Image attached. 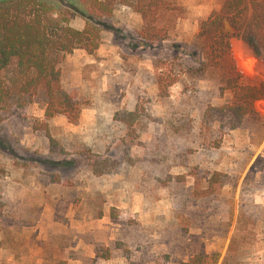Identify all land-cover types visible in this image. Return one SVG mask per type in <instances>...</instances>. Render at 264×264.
Instances as JSON below:
<instances>
[{"label": "rangeland", "instance_id": "1", "mask_svg": "<svg viewBox=\"0 0 264 264\" xmlns=\"http://www.w3.org/2000/svg\"><path fill=\"white\" fill-rule=\"evenodd\" d=\"M51 1L75 28L95 25L99 45L60 65L62 85L77 92L76 121L46 119L41 94L0 110V264H181L199 253L264 264V99L236 129L200 119L207 102L230 98L192 55L222 0H167L163 36H141L140 14L125 6L103 15ZM241 69L264 83V57ZM118 112H133L130 127ZM215 171L226 181L205 191L203 173Z\"/></svg>", "mask_w": 264, "mask_h": 264}, {"label": "trees", "instance_id": "2", "mask_svg": "<svg viewBox=\"0 0 264 264\" xmlns=\"http://www.w3.org/2000/svg\"><path fill=\"white\" fill-rule=\"evenodd\" d=\"M103 15L116 5L125 6L141 16V36H163L166 26L156 24L167 0H80ZM71 11L51 0H0V110L27 96L41 94L46 119L63 115L71 122L78 119L80 105L75 88L61 83L60 65L66 53L81 48L88 52L99 45L98 28L89 21L82 29L70 24ZM201 55L197 68L218 80L220 95L230 98L221 104L207 102L201 110L202 125L208 129L232 130L256 111L264 99V83H253L243 74L244 59L264 57V0H222L220 7L203 19L193 42L192 55ZM189 71L191 67L187 68ZM195 70V69H194ZM217 74V76H216ZM170 79V78H169ZM182 81V78L173 80ZM159 84V82L157 81ZM17 103V102H16ZM133 112H118L119 121L128 127ZM52 148L57 141L49 134ZM96 174L104 172L100 164H89ZM205 189L226 181L225 174L204 172ZM217 254H194L181 264H216ZM157 264H166L158 262Z\"/></svg>", "mask_w": 264, "mask_h": 264}]
</instances>
